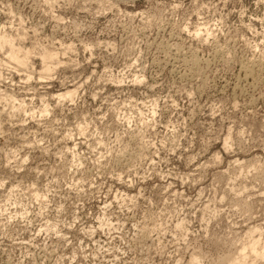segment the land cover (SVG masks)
I'll return each mask as SVG.
<instances>
[{
  "label": "clouds",
  "instance_id": "9594fccd",
  "mask_svg": "<svg viewBox=\"0 0 264 264\" xmlns=\"http://www.w3.org/2000/svg\"><path fill=\"white\" fill-rule=\"evenodd\" d=\"M23 2L0 0V264H264V0ZM162 20L259 76L205 99L223 67L157 65Z\"/></svg>",
  "mask_w": 264,
  "mask_h": 264
},
{
  "label": "rangeland",
  "instance_id": "374dc122",
  "mask_svg": "<svg viewBox=\"0 0 264 264\" xmlns=\"http://www.w3.org/2000/svg\"><path fill=\"white\" fill-rule=\"evenodd\" d=\"M11 2L15 13L22 15L30 13V8L24 4L23 0H11ZM3 19H7V17L0 14V20ZM161 24L162 27L149 33L147 37V39L151 41L149 46L152 49L157 65L164 64L167 66L171 64L175 72H180L182 68L183 70H192L200 67L203 63V58L211 60L223 67V70L212 78L211 83L205 90V99L211 97L218 101L230 103L233 96V85L237 75L252 72L254 75L259 76L260 72L254 71L252 67L246 63L243 55H239L238 60L227 63L223 60L224 52L221 49L212 45L199 48H197L195 44L185 46L182 42V38L173 35V30L167 26L166 21L162 20ZM260 71L264 72V69ZM257 82L260 83L259 80ZM258 113L259 115H264V99L259 102ZM4 143V140H0V147H3ZM16 143L17 141L13 139L4 151L11 152ZM2 155L3 153L0 152V156ZM44 159L47 158L41 157L39 152L33 153V165L41 164ZM49 163H51V161H49ZM3 171L8 173L9 170L3 169ZM16 179L28 182L34 179V175L26 171L18 174ZM41 180H43V178H41ZM25 238H27V235ZM70 250L71 249H69V251Z\"/></svg>",
  "mask_w": 264,
  "mask_h": 264
}]
</instances>
